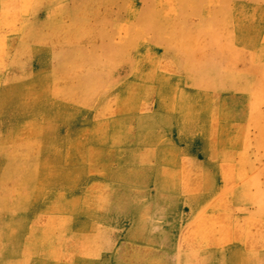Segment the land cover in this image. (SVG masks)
<instances>
[{
    "label": "rangeland",
    "instance_id": "374dc122",
    "mask_svg": "<svg viewBox=\"0 0 264 264\" xmlns=\"http://www.w3.org/2000/svg\"><path fill=\"white\" fill-rule=\"evenodd\" d=\"M0 264H264V0H0Z\"/></svg>",
    "mask_w": 264,
    "mask_h": 264
}]
</instances>
